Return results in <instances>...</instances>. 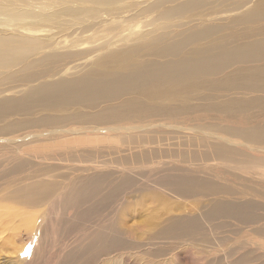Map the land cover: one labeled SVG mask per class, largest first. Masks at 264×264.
<instances>
[{
	"label": "bare ground",
	"instance_id": "obj_1",
	"mask_svg": "<svg viewBox=\"0 0 264 264\" xmlns=\"http://www.w3.org/2000/svg\"><path fill=\"white\" fill-rule=\"evenodd\" d=\"M151 14L154 15L150 17ZM142 17L145 19L141 20ZM57 33H63L62 41H58ZM75 60L81 61L71 65ZM263 61L264 0H0V120L12 115H28L27 119L5 122L0 131L32 129L23 135L31 137V141L37 140V136L54 140L86 136L90 132L122 134L137 130L141 122L153 127L152 120L195 111L200 115L208 111L223 112L226 120L238 117L236 119L251 121L250 105L264 111L262 94L250 98L227 97L206 102L208 106L187 102L188 94L207 90L208 94L192 98L210 100L215 98L210 97L211 94L220 91L264 93ZM235 65L239 66L232 68ZM222 72L223 75L216 78ZM71 75L75 76L68 77ZM54 76H57L54 81L45 80ZM12 87L15 89L11 90ZM155 99L159 101L153 102ZM175 100L178 103H172ZM83 109L90 112L85 113ZM248 123L246 127L210 124L203 132L207 139L202 136L201 141L243 153L237 148L239 145L264 143V123ZM14 139H4L8 141V149L3 151L6 156L0 160V165L10 170L3 169L5 173L0 175L11 177L0 183L8 188L6 192L10 195L8 204L0 203V225L19 217L21 227L34 228L37 217L28 212L34 210L29 206L49 205L50 197L54 196L59 203L57 208L53 209L50 204L45 213L65 212L72 203L78 207L87 205L85 211L78 210L79 221L88 212L114 213L113 221L109 217L111 222L96 223L103 231L98 237L105 236V241L113 247L125 248L121 215L126 209L123 188L131 179L123 176L120 160L114 161L115 169L111 171L104 168L103 160L85 159L87 165L79 164L78 168L57 172L52 161L62 158L24 153L21 146H11ZM11 147L15 148L10 150ZM80 151L87 153L85 158L90 157V151L85 148ZM207 153L219 162L230 161L226 152L218 155L214 150H207ZM25 156L33 161L32 165L27 166ZM256 157L264 165V158ZM42 158L45 159L38 166ZM36 171L38 174L33 175ZM171 177L172 187L181 193L192 192L196 183L204 190L220 188L219 184H211L188 172ZM19 179L23 180L18 183ZM163 183L168 185L169 181ZM130 191L133 195L136 188ZM43 193L48 195L47 199ZM255 213H264V209L251 199L213 200L201 217L173 218L150 238L159 243L158 256L163 254L161 249L165 252L169 240L188 236L191 230L201 227L204 220L228 217L247 224L264 220ZM68 220L57 218L48 222L52 227H61L62 222ZM107 222L111 226V229L108 227L110 235L105 231ZM87 229L78 235L77 241L87 237L84 244L91 247L96 236L92 228L84 230ZM257 230L264 233V225ZM40 234V231L36 233L38 239ZM205 239H209L208 235ZM39 243L41 246L43 240ZM81 256L82 253L76 256L77 262L81 261ZM227 256L205 264H264V259L253 262L256 259L248 254L232 260H227ZM122 257L123 254L110 263H121ZM58 264L70 263L61 259Z\"/></svg>",
	"mask_w": 264,
	"mask_h": 264
},
{
	"label": "rangeland",
	"instance_id": "obj_2",
	"mask_svg": "<svg viewBox=\"0 0 264 264\" xmlns=\"http://www.w3.org/2000/svg\"><path fill=\"white\" fill-rule=\"evenodd\" d=\"M153 15L151 14L150 17ZM144 19L145 17L141 18V20ZM23 20H28V18ZM58 33L56 37L58 41H62L64 39L63 33ZM80 61L75 60L70 64ZM238 66L235 65L232 68H237ZM222 75L223 72L218 74L216 78ZM56 78L57 76L48 77L45 80L54 81ZM14 89V87L11 88V90ZM237 91L238 93L236 94H233V91H220L214 93L215 95L211 94L210 97L215 98L210 100H195L192 98L196 97V95L208 94L207 90L189 91L188 97L190 99L187 102L206 105V102L221 101L227 97L250 98L256 94L264 95V93L254 91L245 90L243 91L244 93H241L242 90ZM226 94H229V96H226ZM152 101L158 102L159 99ZM164 102L169 103L168 100ZM172 103L178 102L175 100ZM250 106L251 121L236 119L238 117L226 120L223 112L208 111L200 115L195 111L175 118L152 120L151 123L155 127H148L146 122H141L139 126L144 128L140 127L137 130H130L129 133L122 131V134L90 132L86 136H64L54 140L44 139L45 136L41 138L37 136V140L33 138L31 141V137L26 138L23 135L31 132L32 129H14L10 133L0 131V160L6 156L3 151L8 149V141L4 139L15 138V142H10L11 146H21L20 150L24 151V153L32 152V154L39 155L38 157L45 154L54 158H62L61 160L54 159L52 161V164L57 167V172L67 171L61 170L64 168L68 170L78 168L79 164L87 165L84 162L85 159L103 160L105 163L104 168L111 171V169H115L114 161L120 160L123 176L131 179L130 183L123 188V196L125 194L126 197V209L121 215L124 217L123 236L125 238V248L123 246L113 247L108 243V240L105 241V236L102 238L98 237L99 234L103 235V231L99 230L102 226H96V223L103 220L106 222L110 219L113 221L114 213L109 214L106 210L97 213L88 212L89 214L86 217L80 218L82 222L78 220V210L85 211L87 205L78 207L75 203H72L65 212L55 213V210H53V214L45 213V210L50 208V204L53 209H56L59 204L58 200L51 196L49 205L45 203L40 208L29 206L33 207L34 210L28 212L37 217L36 222L33 224L34 228L29 229L26 226H22L26 229L22 228L20 219H18L19 221L17 220L19 217H15L11 222L6 220L3 221L4 223L1 222L0 264H58L61 259H65L70 264H82L81 261L83 262V260V264H111L112 259L119 257L121 254H123L120 259L121 263L116 264H205L209 261L223 260L227 254V260L235 259L243 254H248L253 259H256L252 260L253 262L263 260L264 233L258 231L257 227L264 225V220L254 224H247L245 221H238L235 218L228 217L204 220L201 227L190 231V235L188 234V236L177 240H169L165 252L161 249L160 253L163 254L158 256L159 243L155 239L150 238L151 235L156 234L163 225L169 223L173 218L201 217V214L213 200L251 199L261 204L264 209V165L257 157L254 158L255 156L264 158V143L251 146L244 143V145L237 147L243 153H237L224 148L223 145H206L201 141L203 132L207 131L210 124L211 126L217 124L218 126L246 127L249 125L248 122L264 123V111L258 110L256 105ZM82 111L85 113L90 112L88 109H83ZM27 118L28 115L8 116L0 120V126L5 122ZM220 135L226 136V134L221 132ZM203 137L207 139V137ZM230 137L242 141L239 137ZM128 145L131 147H129L130 150L127 148ZM75 147L79 150L76 151ZM14 148L11 147L10 150ZM83 148L90 151L89 158H85L87 153L80 151ZM72 149L74 150L72 151ZM207 150H214L218 155L226 152L230 161L226 163L219 162L214 158V155L208 154ZM97 152H99V155H97ZM82 154L85 155L83 156ZM25 157L28 160L27 166L32 165L33 161L28 156ZM231 157L234 158L233 161ZM44 159L42 158L38 161V166H40L41 162L43 163ZM123 162H126V166ZM52 164L50 167H53ZM33 166L38 170L37 166ZM50 167L48 168L50 169ZM3 169L6 168L1 166L0 173H5ZM7 171L10 172V170ZM92 171L94 173V170ZM187 172L197 178L207 179L211 184H219L220 188L216 191L204 190L196 183L192 192L181 193L175 191L170 183L171 176ZM11 174L13 175L12 172ZM35 174H38V171L33 175ZM8 178L11 179L10 176L4 177L0 175V183L7 182ZM22 180L19 179L17 182L20 183ZM164 180L169 181L168 185L163 183ZM133 188H136V193L131 195L129 193ZM7 190L8 188L0 185V203L2 204H8L9 202L10 195L9 192H6ZM44 197L47 199L48 195L44 194ZM255 214L264 218V213ZM40 215L42 216L40 217ZM109 217L111 218L109 219ZM57 218L58 220H69L67 223L62 222L61 227H52L48 221L52 220L54 222ZM40 220L43 221L39 222ZM106 225L105 231L107 235H110V223L108 226ZM87 227L92 228L91 232L96 236L91 247H87L84 244L87 237L83 241H77L78 235L88 231V229L84 230ZM37 230L41 232L40 239L36 236ZM96 230H99L98 233L95 232ZM207 235L209 239H205ZM41 239L43 243L40 246L39 241ZM100 241L105 243H98ZM80 253H82L83 257L81 256V261L77 262L76 256ZM147 253H150V256ZM165 261L167 263H164Z\"/></svg>",
	"mask_w": 264,
	"mask_h": 264
}]
</instances>
